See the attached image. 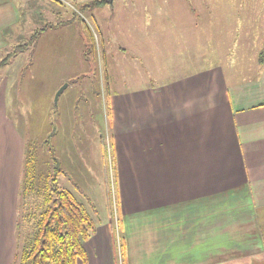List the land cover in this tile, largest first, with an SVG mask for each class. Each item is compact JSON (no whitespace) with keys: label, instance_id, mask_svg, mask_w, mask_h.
Here are the masks:
<instances>
[{"label":"crops","instance_id":"obj_1","mask_svg":"<svg viewBox=\"0 0 264 264\" xmlns=\"http://www.w3.org/2000/svg\"><path fill=\"white\" fill-rule=\"evenodd\" d=\"M24 10L20 0H0V61L11 28L25 26ZM257 54L238 67L179 55L186 63L158 70L163 78L111 95L127 264L133 249L146 252L144 264L264 262V49ZM2 118L0 111V264H12L26 144ZM110 235L106 225L92 235L79 264H114Z\"/></svg>","mask_w":264,"mask_h":264},{"label":"rangeland","instance_id":"obj_2","mask_svg":"<svg viewBox=\"0 0 264 264\" xmlns=\"http://www.w3.org/2000/svg\"><path fill=\"white\" fill-rule=\"evenodd\" d=\"M20 1L26 23L22 30L11 28L9 50L25 42L28 48L0 69L2 120L26 144L18 246L31 241L44 206L41 187L60 168L59 186L96 223L92 237L109 227L114 264H127L111 95L147 76L163 78L158 70L166 74L171 65L186 63L179 55L200 54L202 65L220 57L237 67L252 64L264 49V0H113L104 6L95 0ZM29 185L41 190L24 198ZM260 218L264 230L263 209ZM134 252L130 262L144 264L146 252Z\"/></svg>","mask_w":264,"mask_h":264},{"label":"trees","instance_id":"obj_3","mask_svg":"<svg viewBox=\"0 0 264 264\" xmlns=\"http://www.w3.org/2000/svg\"><path fill=\"white\" fill-rule=\"evenodd\" d=\"M106 3L107 0L92 2L95 6ZM27 46V43L20 44L8 52L0 61V69ZM61 171L57 168L51 182L46 181L41 187L44 191V206L39 213L37 228L30 242L23 247L18 246L12 264H79L87 261L85 242L96 232V223L87 207L70 190L59 186L58 176ZM35 190L40 191L29 185L24 198ZM121 247L125 248L124 242Z\"/></svg>","mask_w":264,"mask_h":264},{"label":"water","instance_id":"obj_4","mask_svg":"<svg viewBox=\"0 0 264 264\" xmlns=\"http://www.w3.org/2000/svg\"><path fill=\"white\" fill-rule=\"evenodd\" d=\"M113 0H108V2H112ZM62 91V89H60L59 91H58V93H57V97L56 98H58V95H59V93Z\"/></svg>","mask_w":264,"mask_h":264}]
</instances>
